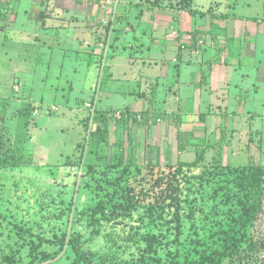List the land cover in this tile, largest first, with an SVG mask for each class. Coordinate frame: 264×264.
I'll use <instances>...</instances> for the list:
<instances>
[{
    "label": "rangeland",
    "instance_id": "1",
    "mask_svg": "<svg viewBox=\"0 0 264 264\" xmlns=\"http://www.w3.org/2000/svg\"><path fill=\"white\" fill-rule=\"evenodd\" d=\"M120 2L126 4L124 19L118 22ZM0 10V158L23 154L24 167L0 172V216H6L0 221V264H30L39 258L32 255L37 245L38 252H59L57 241L71 230L68 208L76 199L92 200L98 191L111 193L107 166L121 147L137 165L129 174L136 191L152 188L151 172L167 174L172 165L198 160L204 149L203 166L264 164L262 118L255 125L261 133L250 136L237 125L234 133L216 138L209 118L201 139L188 136L189 130L199 127H187L184 121L175 125L178 108L187 100L189 109L194 90L204 85L200 81L194 85L186 71L181 95L163 80L168 71L155 82L148 72L152 45L147 40L154 19L162 27L177 17L185 33L191 32L190 24L209 33L213 20L215 27L226 26L229 31L241 21L262 27L264 0H0ZM224 15L232 20L218 22L216 16ZM171 26L160 30L164 40L177 37L178 29ZM211 37L198 41L206 59L214 50ZM228 47L239 45L230 41ZM252 51L249 47L246 53ZM154 53L157 59L164 57L158 49ZM261 57L264 61V53ZM175 65L171 76L177 75ZM155 67L158 72L163 69ZM109 90L117 92L113 95ZM120 113L127 119L116 123L114 116ZM155 113L164 115V126L155 125ZM101 117L105 120L98 122ZM166 125L161 146L160 130ZM8 200L22 202L13 211L12 203L4 207ZM28 218L37 220L35 228L25 227ZM260 225L264 226V212ZM36 264L77 263L70 251L55 261Z\"/></svg>",
    "mask_w": 264,
    "mask_h": 264
},
{
    "label": "trees",
    "instance_id": "2",
    "mask_svg": "<svg viewBox=\"0 0 264 264\" xmlns=\"http://www.w3.org/2000/svg\"><path fill=\"white\" fill-rule=\"evenodd\" d=\"M123 2L118 4V22L124 19ZM216 17L212 16L218 22L231 19L230 15ZM213 21L212 29L226 31L215 27ZM253 22L258 20L254 18ZM192 35L196 40L198 30ZM155 118L159 122L164 115L155 113ZM114 119L123 123L127 116L121 114ZM104 120L101 117L98 122ZM123 150L115 151L107 166L112 176L107 182L113 187L111 193L98 191L88 202L76 199L68 208L71 230L57 241L59 252H38L37 245L32 255L39 258L30 264L52 262L70 251L77 264H264V226L260 225L264 164L203 166L204 149L198 160L172 165L167 174L151 172L152 188L136 191L129 174L137 165L125 157ZM22 156L0 158V172L22 168ZM21 202L8 200L4 207L12 203L15 211ZM4 217L0 216V221ZM7 219L15 223L9 216ZM36 224L35 218H28L24 225L33 229Z\"/></svg>",
    "mask_w": 264,
    "mask_h": 264
},
{
    "label": "crops",
    "instance_id": "3",
    "mask_svg": "<svg viewBox=\"0 0 264 264\" xmlns=\"http://www.w3.org/2000/svg\"><path fill=\"white\" fill-rule=\"evenodd\" d=\"M154 20L151 22L153 34L147 38L149 44L152 45V50L148 52V57H151L152 60L151 66L148 67V72L152 74L150 78L153 77L156 82V79L163 78V73L165 74V71H168L163 80H166L169 87L170 85L175 86L178 95L183 94L187 85L182 81L183 71L191 73V80H193L194 85L199 81L201 82L200 86L204 85L200 91L194 90L191 95L192 99L189 101V109L187 100L184 106L178 108V114L176 115L179 117V121L174 120L175 125H182V121H184L187 127L193 125L199 127L194 131H188L189 139L197 135L201 139L203 137L201 135L207 133L208 118L213 119L212 131H215L216 138L220 136L219 134H221V137L226 136L228 131L234 133L237 125L242 126L241 132L244 131L245 133L247 129L248 136L251 134L259 135L261 133L258 130L259 125L256 127L255 125L259 123L261 118L264 119V61L261 57V54L264 53V25L261 27L257 23L249 26L250 22H235L233 30L230 31L226 26H220V28H226V31L219 32V34L212 29L209 30V33H206L207 31H204L203 27L197 28L194 24L192 29L190 24L191 32L187 31L185 33L182 25L178 24L179 18L177 17H173L171 23L164 24L165 22H163L162 27ZM176 21L177 28L175 26ZM261 24H264V22ZM169 25H172L171 28L178 29V35L176 38L171 39L172 36H169V40H164V37H160V30L166 29ZM258 27L261 28V32ZM196 30H198L197 39L193 41L195 34L192 35V33ZM221 35H225V37ZM207 36H212L211 41L213 43H211V47L214 49L209 54V59L204 58L206 50H201L202 48L200 49L198 45L199 40L205 39L207 41ZM230 41L239 45V47H228ZM224 42H227V44L224 45ZM249 47L253 51L247 54ZM156 49L159 50L160 54H163V58L153 57ZM233 50L237 53L236 55ZM155 65H161L163 69L158 72V69L155 70ZM173 65L177 69L176 76L175 74L171 76L170 68ZM108 92L114 95L117 91L109 90ZM168 102L167 100L166 106ZM260 108L263 110L262 112H260ZM192 109H194V112L191 111ZM201 109H205L207 112L203 113ZM192 118L196 121L191 122ZM147 121H149V118H146ZM165 122L164 119H160V122L156 119L155 125L162 127ZM166 127L168 128V125L160 130L162 131L159 139L161 146L164 145L166 139ZM253 131L255 133H252ZM216 138L214 140H217Z\"/></svg>",
    "mask_w": 264,
    "mask_h": 264
},
{
    "label": "built area",
    "instance_id": "4",
    "mask_svg": "<svg viewBox=\"0 0 264 264\" xmlns=\"http://www.w3.org/2000/svg\"><path fill=\"white\" fill-rule=\"evenodd\" d=\"M159 122H160V120H159Z\"/></svg>",
    "mask_w": 264,
    "mask_h": 264
}]
</instances>
